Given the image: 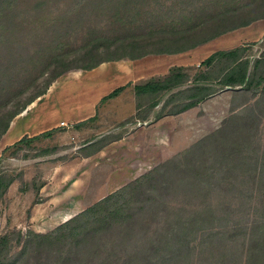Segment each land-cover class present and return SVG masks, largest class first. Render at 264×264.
I'll return each instance as SVG.
<instances>
[{
  "label": "rangeland",
  "instance_id": "obj_1",
  "mask_svg": "<svg viewBox=\"0 0 264 264\" xmlns=\"http://www.w3.org/2000/svg\"><path fill=\"white\" fill-rule=\"evenodd\" d=\"M15 4L7 17L0 15L4 25H0V104L7 96L4 87L11 92L21 86L17 82L10 87L6 74L25 69L27 80L31 59L45 64L57 45L70 54V68L122 58L111 63L133 62L134 73L124 86L132 85L118 97L96 105L91 121L62 123L51 137L5 154L7 147L0 148V176L14 179L0 199V238H9L11 255L18 257L28 245L29 232L52 233L151 170L183 162L190 169L170 173V188L168 184L156 193L159 206L137 203L143 209L135 222L121 223L77 247L44 246L24 264H264V255L249 258L264 238V89L226 88L199 107L178 113L192 102L193 90L205 84L218 87L224 78L219 69L225 64L201 68L204 55L199 50L177 54L181 56L176 59L155 54L253 20L260 14L258 5L253 0H16ZM195 26L199 28L191 32ZM130 39L141 46L131 49ZM95 41L101 45L93 57L80 58ZM261 45L240 47L254 61L262 55ZM146 52L152 54L130 60ZM171 64L176 66L171 70L178 66L189 80L157 98L139 99L135 86L163 79ZM77 71L63 76L71 80L69 74ZM203 74L208 80H197ZM50 77L51 73L40 79L38 88L18 103L44 89ZM154 102L159 103L155 108ZM18 103L0 109V117L7 119ZM207 212L215 214L216 223L204 224L202 234L199 230L189 239L180 238L184 220L197 216L201 224V214Z\"/></svg>",
  "mask_w": 264,
  "mask_h": 264
},
{
  "label": "trees",
  "instance_id": "obj_2",
  "mask_svg": "<svg viewBox=\"0 0 264 264\" xmlns=\"http://www.w3.org/2000/svg\"><path fill=\"white\" fill-rule=\"evenodd\" d=\"M15 2L16 0H0L1 17H7V14L12 12L11 10L16 5ZM253 2L258 5V11L260 13L253 20L237 25L231 30L218 32L205 40L190 43L186 47L176 46L172 47L170 50L165 51L164 49L159 52H155V54L177 55L186 53L214 40L217 37H220L221 35H224L231 31H235L242 27L249 26L258 19H263L264 0H253ZM0 25L4 26L3 24ZM199 26L192 27L191 32L197 31ZM97 41H95V45H93V48L81 51L82 53L80 55V58L84 60H89L91 57H93V53L96 50L95 48H99V46L101 45ZM172 41L173 43L176 42V40H171V42ZM109 46H111V44H109ZM127 46L135 50L139 48L141 44L136 40L134 41V39H130V42L127 43ZM150 54L152 53L146 52L143 54L141 53V55L137 54L132 56L130 60L141 59ZM68 57H70V54L65 51V47L57 45L55 49L52 50L51 54L49 55V58H47L48 62H46L45 64H43L44 62H41L40 60L31 59L32 68L28 70H30V74H32L27 78V80H25V77L28 76V71L25 75V69L18 68V73H12L9 71L6 74V83L10 87H13L11 86V83L17 84V82H20L21 86L19 88L17 87L18 89L15 91L11 90V92L9 87H4V89H6L4 91L7 93V96L5 95V97H1V99L6 98L0 104L1 110L5 107L8 108L12 105V103H15V105H17L20 97L24 95L26 96L28 93H30L31 90H36L38 88V83L40 79L46 77L50 73L51 77L44 89L38 90L34 95L24 100L23 102L20 101L18 103L19 105L12 112V114L8 115L7 119H2V117H0V141L8 132L13 119L16 116L22 114L32 103H34L40 97L44 96L51 87V85L63 75L73 70L89 71L95 69L103 63L122 60V58H108L105 60L98 61L95 64L84 65L78 68H70L67 65ZM220 63H223L225 65L224 68L219 69L221 74L224 75V78L217 82V86L219 88L216 86L214 87L212 85L209 86L208 84H205L204 86H201V89L198 88L193 90V93L190 98L192 102L185 105L182 110L178 113L193 108L198 102H202L225 90L226 88L235 89L241 87L242 89L247 91H255L261 87L264 89V55H262L261 59H256L252 61L248 54H244V50L241 47L229 51H218L208 57L205 61H203L201 63V68L216 69ZM40 67H42L41 70ZM188 80V75L185 74L182 69L177 67L172 69L170 74L164 77L163 79L152 78L144 84L136 85L135 90L139 99L142 97L143 99L149 98V100H151V98H157L158 95L170 91L172 88L181 85L187 82ZM197 80L204 81L208 80V78L205 74H203L201 78ZM130 85L132 84L129 83L126 86L117 88L111 94L104 97L101 103L118 97ZM158 105V102H154L152 107L155 108ZM92 119L94 118H91L87 121H91ZM87 121L79 123V125H83ZM53 131L43 133L33 138H29L26 136L14 145L7 147L3 153L5 154L11 149L15 148L20 149L22 146L26 144L28 145L42 138L51 137ZM170 164L171 163L157 167L151 170L149 173L137 178L131 184L109 195L99 203L93 205L92 207L86 209L84 212L80 213L76 217L70 219L69 221L58 227L52 233L37 234L35 232H29L28 245L24 246V249H22L18 257H13L11 255L12 248L9 246V238L7 236L0 238V264H24L26 258H28L27 260H29L30 255L32 253H39L41 249L44 248V246L47 247L49 250H64L67 247H77L85 241L97 239L98 235L111 231V229L121 223L135 222L140 215L139 211L143 209L142 207L137 206L138 202L142 201L147 204L149 203L151 207L159 206L161 199L156 197V193H162L161 190H164L166 186L168 187L170 181L169 178L171 176L170 173L173 170L185 171L187 169H190L187 166V163L184 164L183 162H179V165ZM13 182V178L7 179L4 176H0V199L2 196L5 195V193L11 187ZM216 221L217 219L215 218V214L212 212L201 214V224L198 223L197 216L190 217L188 220H184L183 227L178 232L180 234L179 236L180 238L189 239L188 237L193 236L195 233H198L199 230H201L202 234L206 231L204 228V224L213 225V223H216ZM213 227L214 226H212V228ZM208 230H211V228H208ZM258 251L259 253L257 254ZM250 254L251 255L249 256V258L255 255V259H257L258 256L262 257L264 255V238L263 241L257 245L256 252L252 250ZM253 263H255V261Z\"/></svg>",
  "mask_w": 264,
  "mask_h": 264
},
{
  "label": "crops",
  "instance_id": "obj_3",
  "mask_svg": "<svg viewBox=\"0 0 264 264\" xmlns=\"http://www.w3.org/2000/svg\"><path fill=\"white\" fill-rule=\"evenodd\" d=\"M261 43L264 55V21L252 23L245 29L232 31L203 44L196 49L202 54V62L218 51H229L247 43ZM190 52V51H188ZM183 54V53H182ZM262 55L258 58L261 59ZM181 55H169L176 59ZM169 66L168 76L171 67ZM134 63L106 62L92 70H78L55 81L47 93L18 115L0 141L2 151L22 138H29L61 128L62 123L74 125L96 116V105L119 87L132 80ZM178 67V66H177ZM68 76V75H67ZM151 80V79H150ZM149 81V80H148ZM147 82V81H146ZM201 105L198 102L193 110Z\"/></svg>",
  "mask_w": 264,
  "mask_h": 264
},
{
  "label": "water",
  "instance_id": "obj_4",
  "mask_svg": "<svg viewBox=\"0 0 264 264\" xmlns=\"http://www.w3.org/2000/svg\"><path fill=\"white\" fill-rule=\"evenodd\" d=\"M229 89H231V88H229Z\"/></svg>",
  "mask_w": 264,
  "mask_h": 264
}]
</instances>
